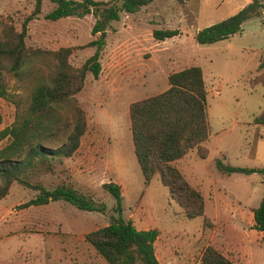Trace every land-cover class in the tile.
<instances>
[{"label": "rangeland", "instance_id": "374dc122", "mask_svg": "<svg viewBox=\"0 0 264 264\" xmlns=\"http://www.w3.org/2000/svg\"><path fill=\"white\" fill-rule=\"evenodd\" d=\"M244 1L153 0L92 35L99 19L92 11L51 22L44 16L53 5L43 0L41 14L28 23V47L70 48L69 63L80 67L96 51L88 43L101 36L104 46L98 78L88 75L76 97L86 117L78 150L53 174L33 177L32 183L49 191L68 185L96 210L81 211L64 201L24 208L37 192L13 183L0 200V264H107L84 236L118 219L132 221L137 230L159 232V264H201L209 245L233 264H264V232L253 228L252 218L264 196V179L252 171L264 168V127L256 130L252 123L264 109V86L250 84L264 53V9L262 18L245 23L238 35L209 45L194 40L198 31L234 15ZM33 8V0H0V17L19 32ZM159 30H176L178 35L156 41L152 32ZM189 67L202 71L209 126V138L202 144L206 158L191 151L173 164L204 198L203 216L192 220L170 199L158 176L144 185L128 115L130 104L163 93L169 88L168 75ZM2 77L9 99H0V130L12 124L17 109L24 110L28 96L26 82L17 81L6 68ZM217 159L235 171L220 172ZM107 183L120 187V212L102 189Z\"/></svg>", "mask_w": 264, "mask_h": 264}, {"label": "trees", "instance_id": "16d2710c", "mask_svg": "<svg viewBox=\"0 0 264 264\" xmlns=\"http://www.w3.org/2000/svg\"><path fill=\"white\" fill-rule=\"evenodd\" d=\"M34 8L22 24L20 31L6 24L0 17V99H9L2 69L19 82H26L28 96L24 110H16L12 124L0 130V200L8 194L13 183L37 192L24 208L38 207L64 201L78 210L92 212L93 203L77 194L70 186L61 184L46 190L32 178L53 174L55 167L71 158L80 146L86 131L85 112L79 106L77 95L83 90L86 77L97 79L101 72L100 57L104 41L101 36L87 46H95V53L80 67L69 63L70 48L45 50L26 45L28 23L41 14L43 0H33ZM53 9L44 18L55 22L67 17H83L90 14L99 19L91 30L101 34L106 25L119 21L121 14H134L153 0H106L95 3L90 0H48ZM108 5V7H106ZM100 6H105L100 9ZM264 0H251L234 15L198 31L194 40L198 45L224 41L241 33L243 25L252 19H261ZM178 35L176 30L153 31L156 41H164ZM251 81V87L264 86V53ZM169 88L153 97L134 102L128 108L131 142L137 164L148 186L154 176L169 191L170 199L182 210L186 219L192 220L204 214V198L184 179L174 167L189 152L196 151L199 158H206L202 144L209 138L206 119L205 83L199 67H189L168 75ZM2 117L0 115V124ZM253 125L264 126V109L253 118ZM215 167L224 174L235 171L219 159ZM264 179V168L252 170ZM115 201L120 212L122 195L114 183L102 185ZM253 228L264 232V196L252 210ZM156 229L137 230L132 221L116 220L84 236L95 252L107 264H159L155 256ZM201 264H233L216 247L206 246L200 258Z\"/></svg>", "mask_w": 264, "mask_h": 264}, {"label": "crops", "instance_id": "0c3cea01", "mask_svg": "<svg viewBox=\"0 0 264 264\" xmlns=\"http://www.w3.org/2000/svg\"><path fill=\"white\" fill-rule=\"evenodd\" d=\"M251 2V0H245L244 1V5H241V6H239L237 9H235V11H234V13L233 14H235V13H237L239 10H241L244 6H246L247 4H249ZM247 23V22H246ZM245 25V24H244ZM243 25V26H244ZM242 30H243V27H242ZM242 32V31H241ZM240 34V33H239ZM238 35V34H237ZM235 36V35H234ZM262 56V55H261ZM261 58V57H260ZM260 60V59H259ZM259 127H264V126H259ZM259 127H256V130H258L259 129ZM178 161H180V160H178ZM155 246V245H154ZM155 255H156V253H155ZM156 259H157V257H156Z\"/></svg>", "mask_w": 264, "mask_h": 264}, {"label": "built area", "instance_id": "2783aa9c", "mask_svg": "<svg viewBox=\"0 0 264 264\" xmlns=\"http://www.w3.org/2000/svg\"><path fill=\"white\" fill-rule=\"evenodd\" d=\"M216 94H218V93H216Z\"/></svg>", "mask_w": 264, "mask_h": 264}]
</instances>
